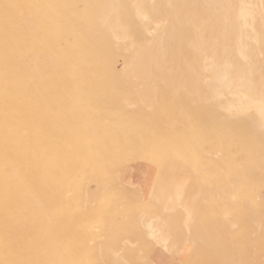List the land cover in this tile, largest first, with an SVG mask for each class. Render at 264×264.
I'll list each match as a JSON object with an SVG mask.
<instances>
[{"label":"bare ground","instance_id":"6f19581e","mask_svg":"<svg viewBox=\"0 0 264 264\" xmlns=\"http://www.w3.org/2000/svg\"><path fill=\"white\" fill-rule=\"evenodd\" d=\"M0 243L264 264V0H0Z\"/></svg>","mask_w":264,"mask_h":264},{"label":"rangeland","instance_id":"374dc122","mask_svg":"<svg viewBox=\"0 0 264 264\" xmlns=\"http://www.w3.org/2000/svg\"><path fill=\"white\" fill-rule=\"evenodd\" d=\"M12 223L11 224H15V225H18L19 224V222H18V220H15V221H11ZM18 222V223H17ZM28 238H26L24 235L23 236H19L18 237V240H19V238H21L20 240H19V242H21L22 241V239L23 240H25V239H27V240H34V239H36V240H38L35 236H33L32 238H31V236L29 235V236H27ZM30 238V239H29ZM23 242V241H22ZM21 247V246H20ZM20 247H19V249H17V248H14L13 250L9 247V246H7V245H2L1 243H0V254H1V256H0V263H2V264H19L20 263V260H19V258H17V255L16 254H21L22 252H23V250H24V244L22 245V247H23V250H22V247H21V249H20ZM26 249V248H25ZM17 250V251H16ZM16 254H15V253ZM11 253H13V254H11ZM7 258V259H6ZM3 259V260H2ZM6 261V262H5ZM9 262H11V263H9Z\"/></svg>","mask_w":264,"mask_h":264},{"label":"crops","instance_id":"0c3cea01","mask_svg":"<svg viewBox=\"0 0 264 264\" xmlns=\"http://www.w3.org/2000/svg\"><path fill=\"white\" fill-rule=\"evenodd\" d=\"M133 174H134V171H131V172H130V175H133Z\"/></svg>","mask_w":264,"mask_h":264}]
</instances>
